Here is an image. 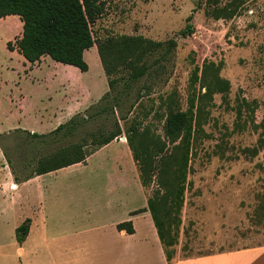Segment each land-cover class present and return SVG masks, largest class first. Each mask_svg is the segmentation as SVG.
I'll list each match as a JSON object with an SVG mask.
<instances>
[{"label": "rangeland", "instance_id": "374dc122", "mask_svg": "<svg viewBox=\"0 0 264 264\" xmlns=\"http://www.w3.org/2000/svg\"><path fill=\"white\" fill-rule=\"evenodd\" d=\"M105 1L104 11L91 24L96 41L141 35L155 41L174 39L176 46L162 59L163 47L151 52L146 57L148 73L130 86L125 84L131 71L128 61L108 55L106 65L114 85L108 89L107 99L115 97L118 106L113 113L95 115L78 136L101 125L110 129L117 120L123 131L118 142L100 149L85 163L33 181L48 184L45 192L58 209L68 192L65 184L128 180L134 175L132 161L121 144L127 142L126 129L138 123L154 140L158 156L164 158V181L175 187L183 179L180 208L165 225L173 243L169 246L173 259L264 244V0ZM217 8L225 15L231 8L236 12L231 17L214 18L210 10ZM189 15L194 30L183 36L179 31ZM15 17L16 21L8 16L0 19L1 135H10L18 126L12 105L19 98L23 105H40L48 96L62 93L50 76L54 68H63L49 56H43L29 75L25 73L33 66L25 68L16 49L22 22ZM7 41L14 50L6 47ZM93 49L98 55L96 44ZM85 56L90 65L85 80L90 82L102 70L93 51L87 50ZM219 81H227V87ZM105 85L108 87L107 82ZM89 107L80 113L92 112ZM174 110L186 111L188 123L178 136L170 138L164 134L163 124ZM22 126L49 132L48 127L34 125L28 116ZM123 138L126 142L120 143ZM0 144L7 145L8 139L0 136ZM252 147L257 153L247 155L244 149ZM157 159L153 154V165ZM116 162L121 168L111 170ZM6 165L9 167L0 147V187L5 199L14 193L8 186ZM155 184L152 181L145 187L147 198ZM2 219L0 227L6 230Z\"/></svg>", "mask_w": 264, "mask_h": 264}, {"label": "crops", "instance_id": "0c3cea01", "mask_svg": "<svg viewBox=\"0 0 264 264\" xmlns=\"http://www.w3.org/2000/svg\"><path fill=\"white\" fill-rule=\"evenodd\" d=\"M15 16L8 15V18L16 21ZM88 50L93 51L99 70H102L98 77L90 82L85 80L90 70L89 64L88 70L81 72L75 66L58 62L63 70L57 71L54 68L55 72L50 77L62 88L61 95L55 93L54 96H48L47 102L40 105H23L22 98H19L17 104L12 105L15 109L12 116L18 125L13 129L44 133L22 126L23 119L31 117L34 125L48 127L47 131H50L75 113L99 101L109 89L105 85L107 77L93 46ZM20 56L25 62V68L27 64L33 66L25 71L29 75L37 67L38 61L30 63ZM113 142L118 141L114 139L103 145L83 162L57 170L85 163ZM123 142H126L125 139L120 141ZM121 146L130 163L132 161L133 177L129 175L128 180L115 182L65 184L68 192L59 201L58 209L55 208L54 200H50L49 194L45 192L49 189L48 184L33 181L50 172L17 183L9 167L4 166L10 180L8 186L14 193L5 199L0 187V218L6 221V230L0 227V264H264V244L176 257L167 261L151 214L146 210V190L139 180L130 148L127 142ZM117 166L111 170L121 168L119 163ZM25 219H30L29 230L25 239L18 243L15 228ZM128 220L132 223L133 232L117 228L118 223Z\"/></svg>", "mask_w": 264, "mask_h": 264}, {"label": "trees", "instance_id": "16d2710c", "mask_svg": "<svg viewBox=\"0 0 264 264\" xmlns=\"http://www.w3.org/2000/svg\"><path fill=\"white\" fill-rule=\"evenodd\" d=\"M105 4V0H0V19L8 15L20 18L22 32L16 37L15 46L30 63L39 61L42 56H49L57 62L75 66L81 72H85L89 66L84 59V51L96 44L111 90L114 82L109 79L110 72L106 65L108 55L116 61H128L131 71L125 84L130 86L148 73L149 64L146 57L151 52L163 47V53H160L162 59L176 46V41L174 39L155 41L141 35H121L96 41L91 24L102 14ZM218 10V8L210 10L214 18L231 17L236 12L235 8H231L225 15ZM191 18V15L187 16L186 25L179 31L181 35L192 34L194 27L189 22ZM6 47L14 50L11 41L6 42ZM219 84L225 88L228 85L227 81H219ZM108 94L107 91L99 99L107 100L103 105H90L92 112L87 114L78 112L47 133L16 128L10 135V132L0 134L1 137L8 139V144H0V147L13 180L23 182L34 176L83 162L95 150L117 139L123 132L117 120L112 122L110 129L101 125L93 130H83L82 135L78 136L80 130L84 129L95 115L113 113V109L118 105L115 97L107 99ZM187 123L186 111H170L164 120V134L170 138L176 137L185 129ZM125 132L141 184L148 187L152 181L156 182L151 195L147 198L146 210L151 214L166 260L170 261L173 252L169 250V246L173 243L166 235L165 225L180 208L184 190L183 179L175 187L164 181V158L158 156L155 142L152 137L146 136V129L144 130L138 123H132ZM16 134L22 136L16 137ZM75 136L77 138L72 140ZM257 150L256 147L245 148L244 152L254 156ZM153 154L155 158H159L156 165H153ZM29 223L30 219H25L15 228L18 243L25 239ZM117 228L133 232L130 220L118 223Z\"/></svg>", "mask_w": 264, "mask_h": 264}, {"label": "built area", "instance_id": "2783aa9c", "mask_svg": "<svg viewBox=\"0 0 264 264\" xmlns=\"http://www.w3.org/2000/svg\"><path fill=\"white\" fill-rule=\"evenodd\" d=\"M124 139V138H123Z\"/></svg>", "mask_w": 264, "mask_h": 264}]
</instances>
